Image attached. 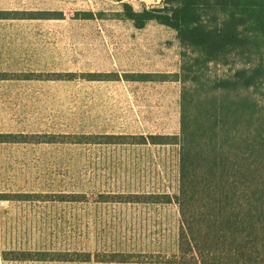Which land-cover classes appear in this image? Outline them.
Returning a JSON list of instances; mask_svg holds the SVG:
<instances>
[{
  "label": "rangeland",
  "instance_id": "rangeland-1",
  "mask_svg": "<svg viewBox=\"0 0 264 264\" xmlns=\"http://www.w3.org/2000/svg\"><path fill=\"white\" fill-rule=\"evenodd\" d=\"M124 2L136 11L161 4ZM122 9L114 0H0V12L58 14L50 20H0V74L121 77L113 82L0 80V132L180 134L181 56L176 33L156 22L136 29L117 15ZM89 13L94 16L85 17ZM139 74L151 77L141 81ZM132 75L135 81H127ZM178 188L179 146L174 144L0 145V196L85 197L75 203L0 199V264H166L157 262L178 252L175 202L108 200L152 194L173 198ZM2 250L122 252L134 257L130 263H6Z\"/></svg>",
  "mask_w": 264,
  "mask_h": 264
},
{
  "label": "trees",
  "instance_id": "trees-1",
  "mask_svg": "<svg viewBox=\"0 0 264 264\" xmlns=\"http://www.w3.org/2000/svg\"><path fill=\"white\" fill-rule=\"evenodd\" d=\"M114 1L123 8L117 15L136 29L156 22L176 33L181 56L177 74L181 84L180 134H0V143L178 145L179 188L175 197L111 196L108 201L175 202L180 218L178 252L157 263L264 264V0H161L156 7L142 11L124 0ZM55 16V12H0V20H50L57 19ZM139 75L141 81L151 77ZM18 77L88 82L121 78L117 73ZM126 77L135 81L133 75ZM6 198L85 201L84 196L75 194ZM132 257L122 252H2L6 262L130 263Z\"/></svg>",
  "mask_w": 264,
  "mask_h": 264
},
{
  "label": "crops",
  "instance_id": "crops-1",
  "mask_svg": "<svg viewBox=\"0 0 264 264\" xmlns=\"http://www.w3.org/2000/svg\"><path fill=\"white\" fill-rule=\"evenodd\" d=\"M53 73H78V72H50V73H46V72H21V73H1L0 74V80L2 81H18V82H62V81H66V82H75V81H67V80H51V79H47L46 77L43 79H38L36 77H18V76H28V75H38V74H44L45 76H48L49 74H53ZM76 81H84V82H88L85 80H76ZM0 134H7V135H53V136H80V135H100V134H55V133H14V132H5L2 133L0 132ZM102 135V134H101ZM108 135V134H105ZM3 144H12V145H16V144H25V145H40V144H51V145H61V144H72V143H68V142H61V143H40V144H30V143H0V145ZM72 145H84V144H72ZM13 195H32V194H3L0 196V199L7 200L9 202H14V203H21L23 201H15V200H9L6 198V196H13ZM64 195V194H63ZM65 195H70V194H65ZM75 195H80V194H75ZM33 196V195H32ZM4 203V202H3ZM4 250L1 251V258H2V252ZM3 260V258H2ZM3 262H6L3 260ZM7 263V262H6Z\"/></svg>",
  "mask_w": 264,
  "mask_h": 264
}]
</instances>
